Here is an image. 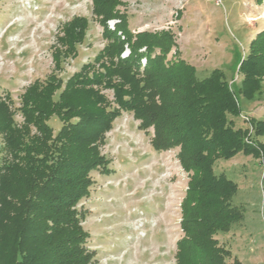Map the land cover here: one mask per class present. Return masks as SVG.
Here are the masks:
<instances>
[{
    "label": "trees",
    "instance_id": "16d2710c",
    "mask_svg": "<svg viewBox=\"0 0 264 264\" xmlns=\"http://www.w3.org/2000/svg\"><path fill=\"white\" fill-rule=\"evenodd\" d=\"M118 6L119 0H91L105 44L65 81L58 73L76 56L88 20L75 16L61 25L53 71L19 97L20 123L9 96L0 95V264H94L76 207L88 196L92 171L111 173L100 148L124 111L140 130L152 129L154 151L178 148L188 177L174 264H229L231 253L216 235L239 221L242 209L231 202L237 185L214 164L238 153L262 154L264 163V118L246 121L238 105L240 98L254 100L264 81V30L237 57V84L219 69L199 79L180 58L171 29L132 33ZM52 118L61 124L56 133Z\"/></svg>",
    "mask_w": 264,
    "mask_h": 264
},
{
    "label": "rangeland",
    "instance_id": "374dc122",
    "mask_svg": "<svg viewBox=\"0 0 264 264\" xmlns=\"http://www.w3.org/2000/svg\"><path fill=\"white\" fill-rule=\"evenodd\" d=\"M256 2L119 0L118 10L127 15L132 33L171 29L180 58L195 68L199 79L219 69L230 84L233 80L237 84V57L245 55L249 42L264 30V0ZM75 16L85 17L88 29L76 56L62 64L58 76L63 81L91 62L105 44L102 28L91 14V0H0V95L9 96L16 123L21 121L17 112L20 95L53 71L51 53L56 37L61 25ZM114 22L107 24L112 28ZM104 93L112 99L111 91ZM239 100L240 115L248 120L263 119L264 81L254 100ZM49 125L54 133L61 126L55 118ZM151 135L152 129L140 130L138 121L125 111L105 135L100 153L108 160L111 173L92 171L88 196L76 207L84 214L85 247L94 253V264L175 262L176 242L183 235L180 202L188 177L176 158L178 148L156 152L150 145ZM261 155L238 153L214 164L216 174L237 185L231 202L242 209L240 220L216 235L231 253L229 264L232 258L239 264H264Z\"/></svg>",
    "mask_w": 264,
    "mask_h": 264
},
{
    "label": "built area",
    "instance_id": "2783aa9c",
    "mask_svg": "<svg viewBox=\"0 0 264 264\" xmlns=\"http://www.w3.org/2000/svg\"><path fill=\"white\" fill-rule=\"evenodd\" d=\"M244 120H248V118L246 116H241Z\"/></svg>",
    "mask_w": 264,
    "mask_h": 264
},
{
    "label": "crops",
    "instance_id": "0c3cea01",
    "mask_svg": "<svg viewBox=\"0 0 264 264\" xmlns=\"http://www.w3.org/2000/svg\"><path fill=\"white\" fill-rule=\"evenodd\" d=\"M184 60H186V59L184 58Z\"/></svg>",
    "mask_w": 264,
    "mask_h": 264
}]
</instances>
